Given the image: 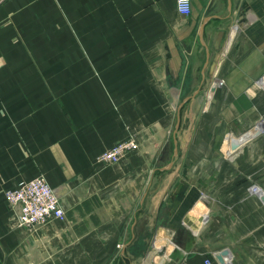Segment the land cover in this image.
Masks as SVG:
<instances>
[{
    "label": "crops",
    "instance_id": "crops-1",
    "mask_svg": "<svg viewBox=\"0 0 264 264\" xmlns=\"http://www.w3.org/2000/svg\"><path fill=\"white\" fill-rule=\"evenodd\" d=\"M176 1L0 5V264H264V0ZM39 175L66 217L26 227Z\"/></svg>",
    "mask_w": 264,
    "mask_h": 264
},
{
    "label": "built area",
    "instance_id": "built-area-1",
    "mask_svg": "<svg viewBox=\"0 0 264 264\" xmlns=\"http://www.w3.org/2000/svg\"><path fill=\"white\" fill-rule=\"evenodd\" d=\"M5 1L0 0V5ZM176 7L180 14L189 15L192 10L191 0H177ZM260 81L264 84V76L261 77ZM137 147L136 139L129 136L102 152L98 161L116 163ZM251 189L253 193H259L256 185H252ZM259 196L261 197L262 194ZM5 197L9 205L15 210L20 225L26 227H35L51 219L63 220L66 217L56 191L42 175L21 181L17 187L7 189ZM209 262L207 260V263Z\"/></svg>",
    "mask_w": 264,
    "mask_h": 264
},
{
    "label": "water",
    "instance_id": "water-1",
    "mask_svg": "<svg viewBox=\"0 0 264 264\" xmlns=\"http://www.w3.org/2000/svg\"><path fill=\"white\" fill-rule=\"evenodd\" d=\"M212 90H215V86H212L211 91ZM228 256H229V251L227 249H223V251L217 255V258L222 264H224L225 259Z\"/></svg>",
    "mask_w": 264,
    "mask_h": 264
},
{
    "label": "bare ground",
    "instance_id": "bare-ground-1",
    "mask_svg": "<svg viewBox=\"0 0 264 264\" xmlns=\"http://www.w3.org/2000/svg\"><path fill=\"white\" fill-rule=\"evenodd\" d=\"M231 151V150H230Z\"/></svg>",
    "mask_w": 264,
    "mask_h": 264
}]
</instances>
